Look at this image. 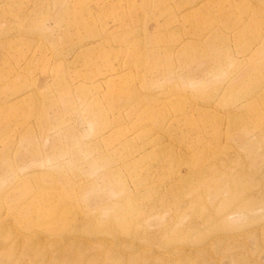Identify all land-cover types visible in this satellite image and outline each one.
<instances>
[{"label":"rangeland","instance_id":"obj_1","mask_svg":"<svg viewBox=\"0 0 264 264\" xmlns=\"http://www.w3.org/2000/svg\"><path fill=\"white\" fill-rule=\"evenodd\" d=\"M261 91L264 0H0V264H264Z\"/></svg>","mask_w":264,"mask_h":264},{"label":"bare ground","instance_id":"obj_2","mask_svg":"<svg viewBox=\"0 0 264 264\" xmlns=\"http://www.w3.org/2000/svg\"><path fill=\"white\" fill-rule=\"evenodd\" d=\"M125 35H126V33H125ZM261 89H263V87H261L260 88V90ZM250 91H248L247 92V94L248 95H250V93H249ZM261 92H263V91H261ZM264 93V92H263ZM262 96V95H261ZM262 97H264V96H262ZM17 99V98H16ZM22 100H15L14 102H12L11 103V105L13 106V105H15V104H17V103H19V102H21ZM9 103V102H8ZM239 212H237V213H239V214H241L242 212V208H239ZM49 214V213H48ZM47 214V215H48ZM46 215V214H45ZM53 217H52V215L51 214H49L48 215V217L47 218H45V221H51V219H52ZM61 221H62V223L63 224H66L67 223V218L66 217H63L62 219L61 218H59ZM59 219H57V220H55L53 223H52V225H55V224H58L59 222H60V220ZM59 220V221H58ZM49 225H50V223H49ZM105 230H107V229H104V231ZM247 233V232H246ZM250 234V233H249ZM236 236V235H235ZM247 236V235H246ZM229 237V236H228ZM231 237V236H230ZM243 237V236H242ZM219 237H217V236H212V237H210L208 240H206V238L205 239H203L201 242H200V244L197 246V248H199V247H203L204 249H201V250H199L200 252H202V251H207L206 249H208V252H210L211 253V251H209L211 248H213V246L214 245H216V244H223L224 246L225 245H231L233 242H235L234 241V238L233 237H231V238H228L227 240L226 239H218ZM226 238V237H225ZM216 240V241H215ZM225 240L227 241L226 243H225ZM216 243V244H215ZM228 243V244H227ZM236 243V242H235ZM235 245V244H234ZM193 249V248H192ZM88 264H89V262H88Z\"/></svg>","mask_w":264,"mask_h":264}]
</instances>
